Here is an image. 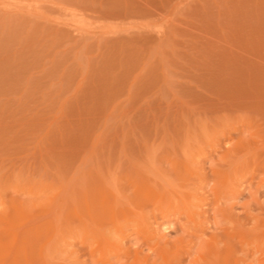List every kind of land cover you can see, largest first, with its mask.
Listing matches in <instances>:
<instances>
[{
  "label": "rangeland",
  "instance_id": "rangeland-1",
  "mask_svg": "<svg viewBox=\"0 0 264 264\" xmlns=\"http://www.w3.org/2000/svg\"><path fill=\"white\" fill-rule=\"evenodd\" d=\"M0 264H264V0H0Z\"/></svg>",
  "mask_w": 264,
  "mask_h": 264
}]
</instances>
